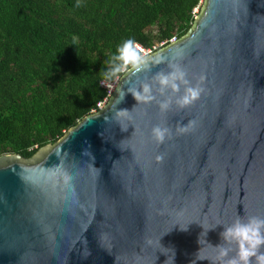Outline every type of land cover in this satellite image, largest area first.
Here are the masks:
<instances>
[{"label": "water", "instance_id": "1", "mask_svg": "<svg viewBox=\"0 0 264 264\" xmlns=\"http://www.w3.org/2000/svg\"><path fill=\"white\" fill-rule=\"evenodd\" d=\"M148 57L55 144L0 156V264H220L217 225L264 217V0H203ZM173 65L203 92L161 112L153 78ZM146 82L156 100L137 103Z\"/></svg>", "mask_w": 264, "mask_h": 264}, {"label": "trees", "instance_id": "2", "mask_svg": "<svg viewBox=\"0 0 264 264\" xmlns=\"http://www.w3.org/2000/svg\"><path fill=\"white\" fill-rule=\"evenodd\" d=\"M203 0H0V156L32 158L110 97L126 39L150 54L187 35ZM197 13H196V12Z\"/></svg>", "mask_w": 264, "mask_h": 264}, {"label": "clouds", "instance_id": "3", "mask_svg": "<svg viewBox=\"0 0 264 264\" xmlns=\"http://www.w3.org/2000/svg\"><path fill=\"white\" fill-rule=\"evenodd\" d=\"M81 6V0H76L75 7ZM148 54H145V50L134 39H126L118 46L116 53L110 57L109 68L102 75L106 80L117 79L112 84L115 86L121 76L145 71L149 67ZM171 67V71L167 73L161 71L153 78L156 93L161 96L167 94L166 99L158 102L161 112H167L170 109L173 98L180 93L181 88H183V93L175 99V104L181 109L196 102L203 92V88L200 86L190 84L186 78V72L178 65ZM129 94L137 103L146 104L156 100V95L153 94V83H143L138 90L130 89ZM118 112L125 115L129 113L127 110ZM126 130L122 129V131ZM187 130L186 127L179 129L181 132ZM151 135L157 144H163L166 139L171 138V130L156 125L152 129ZM157 159L163 160V156H159ZM217 226L223 227V231L220 233L221 243L216 246L220 264H264V217L238 216L231 224Z\"/></svg>", "mask_w": 264, "mask_h": 264}, {"label": "built area", "instance_id": "4", "mask_svg": "<svg viewBox=\"0 0 264 264\" xmlns=\"http://www.w3.org/2000/svg\"><path fill=\"white\" fill-rule=\"evenodd\" d=\"M170 43H173V42L170 40ZM145 52H146L145 54H148V53H150V51H149V50H147V51H145ZM104 103H105V101H104V102H101V103H99V104L97 105L98 109H101V108L104 106Z\"/></svg>", "mask_w": 264, "mask_h": 264}, {"label": "rangeland", "instance_id": "5", "mask_svg": "<svg viewBox=\"0 0 264 264\" xmlns=\"http://www.w3.org/2000/svg\"><path fill=\"white\" fill-rule=\"evenodd\" d=\"M195 12H196V11H195ZM196 13H197V12H196ZM171 41H172V42H175L176 39H175V38H172ZM145 53H146V52H145ZM109 87H110V89H111V92H113L115 86H114V85H109Z\"/></svg>", "mask_w": 264, "mask_h": 264}]
</instances>
